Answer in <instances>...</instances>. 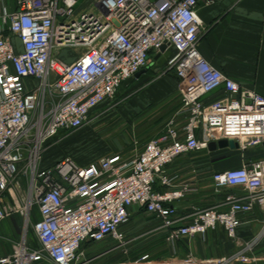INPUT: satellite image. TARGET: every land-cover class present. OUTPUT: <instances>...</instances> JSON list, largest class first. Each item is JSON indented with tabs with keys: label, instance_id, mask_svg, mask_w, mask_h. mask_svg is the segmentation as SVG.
Instances as JSON below:
<instances>
[{
	"label": "built area",
	"instance_id": "built-area-1",
	"mask_svg": "<svg viewBox=\"0 0 264 264\" xmlns=\"http://www.w3.org/2000/svg\"><path fill=\"white\" fill-rule=\"evenodd\" d=\"M80 1L15 0L11 10L0 0V223L15 214L22 220L21 235L0 264H92L81 246L111 240L124 249L120 229L133 206L159 220L169 245L217 226L235 240L239 214L264 206V160L215 173L216 192L239 186L248 195L228 198L225 211H197L186 226L173 202L191 189L155 190L171 188L168 165L211 142L231 140L241 150L264 144V97L214 68L199 50L205 27L198 5L225 0H92L86 9ZM65 48L80 50L72 63L59 59ZM169 52L163 73L177 80L186 116L182 138L168 125L131 160L113 154L88 166L70 157L45 165L55 138L82 128L101 105H117L122 86ZM214 92L220 95L205 104ZM29 228L38 248L28 240ZM255 242L214 264L250 263Z\"/></svg>",
	"mask_w": 264,
	"mask_h": 264
},
{
	"label": "crops",
	"instance_id": "crops-1",
	"mask_svg": "<svg viewBox=\"0 0 264 264\" xmlns=\"http://www.w3.org/2000/svg\"><path fill=\"white\" fill-rule=\"evenodd\" d=\"M7 5L14 10L15 0H7ZM196 12L205 27L199 43V50L204 58L237 83L264 97V0H241L238 4H234L233 0L209 5L200 3ZM14 41L17 42L16 39ZM170 55L171 52L157 59L154 57L153 63L146 70L122 86L117 95L118 104L111 107L124 104L128 118L138 119L139 124L145 127L144 134H152L151 140L165 135L168 125L178 132L180 139L183 137L182 128L186 124V116L181 111L177 80L173 74L163 73L164 63L166 64ZM75 59L76 57L69 63ZM219 95L220 92L209 94L203 98V102L208 104ZM111 108L103 104L94 114H101ZM196 136L198 139L204 137L199 131H196ZM143 148L134 149L135 152L127 155H119L131 160ZM113 154L118 153L106 154L104 157ZM261 160H264V144L247 150L228 147L190 153L167 166L166 175L171 180V188L156 185L155 190L160 193L174 191L183 185L191 189L182 199L173 202L177 216L184 219L179 225L186 226L195 212L209 208L225 211L229 206L228 198H243L248 195L239 186L216 192L212 179L215 173ZM91 163L94 162L88 163L84 159L78 162L80 166ZM45 165L49 166L46 162ZM129 211L130 221L120 229L128 243L122 249L124 254L130 250L143 256L148 253L156 256L161 251L173 256L169 264H190V261L195 264H214L217 259L238 251L243 244L256 240L249 254L251 262L248 264H264V206L256 205L251 212L239 214L241 224L236 231L235 240L229 239L224 229L217 226L203 236L181 238L173 245L167 243V234L160 229V222L154 215L138 206L131 207ZM116 246L117 244L109 243L106 250L101 252L93 247L94 259L105 257L107 260L114 257L110 253L116 250ZM112 260L108 259L102 264H116Z\"/></svg>",
	"mask_w": 264,
	"mask_h": 264
},
{
	"label": "rangeland",
	"instance_id": "rangeland-1",
	"mask_svg": "<svg viewBox=\"0 0 264 264\" xmlns=\"http://www.w3.org/2000/svg\"><path fill=\"white\" fill-rule=\"evenodd\" d=\"M92 0H81L80 9H86L88 4ZM80 50H75L71 48H65L60 50L59 59L65 63L71 62ZM151 59L150 64L153 63ZM165 67V63L163 69ZM162 73V72H161ZM172 74V73H171ZM170 74V75H171ZM123 107V108H122ZM126 106L118 105L111 110L106 109L105 112H98L92 115L89 118L87 124H85L79 130L64 136L60 134L58 137L52 141V145L48 149L47 155L45 156L47 165L52 166L57 161L64 157H70L74 159L77 163L79 160L84 159L89 162H97L98 159L104 157L106 154L118 153L125 154L135 152L134 149H140L144 147L149 141H151L152 134L145 135V127L142 124H139L138 119L128 118L125 113ZM118 110V111H116ZM62 136V137H61ZM20 216L17 214L8 217L6 220L0 223V256L6 255L11 252L12 243L16 241L21 235V222ZM28 240L30 244L38 248L37 241L35 240L34 233L29 228L28 229ZM109 243L116 245L117 243L109 240L107 243H100L85 246L81 251L85 256V259L90 260L94 259V250L93 247L98 249L97 251L101 252L106 250V245ZM96 251V252H97ZM128 251L127 254L122 252V249H116L111 255L114 257H109V261L115 259L114 262L117 264H134L135 261L139 260L143 254H138L136 251ZM164 252V251H163ZM159 251L156 256L153 253H148L149 258L147 261L142 262L145 264H169L170 260H173V256L170 253H161ZM105 257L103 259H94L92 264H102L106 263ZM124 262V263H122ZM43 264H49L44 262Z\"/></svg>",
	"mask_w": 264,
	"mask_h": 264
},
{
	"label": "water",
	"instance_id": "water-1",
	"mask_svg": "<svg viewBox=\"0 0 264 264\" xmlns=\"http://www.w3.org/2000/svg\"><path fill=\"white\" fill-rule=\"evenodd\" d=\"M165 46H162L160 48V54L163 53L165 51ZM160 54L158 56H156L155 59L159 58L160 57ZM143 71L139 72L136 76H138L139 74H141ZM231 148V149H234V148H238L237 144H235L233 141H227V140H220L218 142H211L208 144V150L209 151H213L217 148L219 149H223V148Z\"/></svg>",
	"mask_w": 264,
	"mask_h": 264
},
{
	"label": "trees",
	"instance_id": "trees-1",
	"mask_svg": "<svg viewBox=\"0 0 264 264\" xmlns=\"http://www.w3.org/2000/svg\"><path fill=\"white\" fill-rule=\"evenodd\" d=\"M86 245H87V244H86ZM86 245L81 246V249L83 250V249L85 248ZM89 245H90V244H88V246H89ZM91 245H94V244H91ZM114 260H115V259H114ZM114 260H112V262H113ZM120 261H121L120 259L117 260V262H120Z\"/></svg>",
	"mask_w": 264,
	"mask_h": 264
}]
</instances>
